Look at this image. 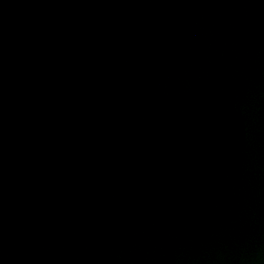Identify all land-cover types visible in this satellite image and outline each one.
<instances>
[{
  "label": "water",
  "instance_id": "water-1",
  "mask_svg": "<svg viewBox=\"0 0 264 264\" xmlns=\"http://www.w3.org/2000/svg\"><path fill=\"white\" fill-rule=\"evenodd\" d=\"M0 264H264V0H0Z\"/></svg>",
  "mask_w": 264,
  "mask_h": 264
}]
</instances>
